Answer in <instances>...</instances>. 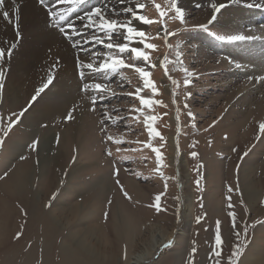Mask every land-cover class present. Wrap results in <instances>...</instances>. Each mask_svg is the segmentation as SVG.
<instances>
[{"label": "rangeland", "instance_id": "1", "mask_svg": "<svg viewBox=\"0 0 264 264\" xmlns=\"http://www.w3.org/2000/svg\"><path fill=\"white\" fill-rule=\"evenodd\" d=\"M137 2L138 0H131L130 6H134ZM139 2L146 3L142 11L147 18L159 21L142 24L140 29L150 37L148 42L158 46V50L151 53L152 62L159 65L164 57H168L167 75L160 66L152 70L151 79L155 82L159 95L153 96L152 90L143 86L139 74L131 69L120 70L118 75L99 74L102 80L100 82L108 85L103 102L92 105L91 97H94L95 93L87 94V99L90 100L88 108L81 110L82 113L79 114L72 131L63 115L52 123L51 127L56 131L54 143H51L53 146L50 145L48 151L52 158L49 160L48 172L50 175L57 172V177L61 181L51 195L47 193L42 196L43 200L36 201L40 218H32L28 205L23 204L25 201L19 198L14 199L10 193L8 196L1 185L3 181L8 180L17 166L29 162V165L34 168L33 189L37 188L41 173V154H48L47 151L44 153L40 151L41 135L45 134V130L50 125L47 124L48 122L41 123L39 125L41 132L33 135L34 127L28 126L25 121L26 113L30 109V100L21 96L19 104H16L13 98L5 94V88L0 93V117L5 118L0 124L3 129H7V118L16 120L21 111L27 109L10 131H0V139H3V144L0 146V264H59L63 260L59 256L61 253L59 245L63 237L67 233L69 237H72V232L79 233L87 230L90 224H96V222L101 224L97 218L101 210H98L96 218L86 220L87 222L79 217L65 218L64 223L67 222L65 224L69 226L66 229H60V226H57L54 234L56 242L49 243L51 247L48 245L50 248L47 250L46 240H50V232L44 227L45 220L47 216L49 217V210L53 208L54 200L68 184L77 186L63 195L64 199L83 205H94L95 200L86 196L88 193L84 196L81 192L82 186L86 183L88 186V183H91V188L89 185L86 190H92L93 180L103 176L109 178L120 198L128 205V209L132 213L138 212L137 219L141 224L142 236L136 241L132 251H140L150 242L152 228L147 227L149 222L160 224L166 233L174 235L171 246L164 247L162 254L160 253L151 264H189L191 259H194L195 264H216L215 258H210V253L215 243L217 221H220L223 240L221 264H228V258L233 254L237 244L243 246L242 255L238 257V264H244V260L249 259L256 253L255 251H259V244L264 248V130L259 127L264 123V99L258 96L256 101L260 105L251 107L252 116L247 119L244 118L245 116L242 117V110L247 108L243 106L241 99L244 97L243 87L252 86L251 78L237 75L239 71L235 69L237 68L235 61L231 62L227 53L220 49H211L207 43L197 39L196 33L204 32L197 26L206 24L211 18V0H203L201 4L197 3L192 7L188 3L179 1L180 6L185 9L184 24L172 19L174 12L169 11L171 0H154L161 5V11L167 14L163 18L159 16L152 0H139ZM253 23L243 24L242 29L231 30L219 25L217 21L211 28L217 34L228 35L242 32L247 35L248 30L264 27V20ZM162 24H166L167 30L175 32L176 35L151 39L160 32ZM190 31L196 32L192 35ZM161 36L163 37V33ZM207 37L212 45L217 48L223 47L221 42L209 35ZM118 42L122 41L118 40ZM259 43L262 42L259 41ZM95 50L101 53L108 51L100 45H96ZM127 63L138 62L129 59ZM230 64L233 65L234 72H230ZM234 73L237 75L236 78L233 76ZM173 79L177 84L171 83ZM186 80L190 81L187 87L184 83ZM234 80L237 82H232ZM137 88H143L141 95L144 97H151L162 102V104H154L151 109L144 108L139 113L138 120L131 119L137 114L129 111L132 108H141L139 100L129 95ZM188 93L191 94L190 98H186ZM92 107L96 110L91 111ZM117 110L119 117L125 119L117 118ZM189 111L194 119L188 116ZM105 112L112 115L111 122H105L107 133L101 131L102 114ZM151 115L157 116V120L147 121L146 118ZM146 123H153L163 139L150 137ZM171 134L175 135L174 145L170 141ZM108 135L127 143H112L108 141ZM65 136L67 137L64 138ZM34 139L39 141L36 150L29 148ZM80 141L86 149H91L85 154L86 156L91 153L96 156L99 153L98 158L96 157L97 164L81 172L78 177L68 183L69 171L81 158ZM67 142L70 143V148L65 153ZM149 144L152 147H148ZM118 148L121 151H117ZM152 148L160 149L162 159H157ZM109 151L112 153L111 156L107 154ZM193 152L197 153L195 158L191 155ZM68 153V157L65 156ZM244 153L247 155L245 156ZM21 157L26 158L21 159ZM53 157L57 158L53 160ZM182 158L185 161L180 166ZM62 162L65 163L61 165L65 167V176H62L60 166L53 168L54 164ZM88 162L84 157L78 163ZM197 180L200 181L199 185L196 183ZM251 181L254 182V189H258L259 192V197L253 202L254 204L248 200L245 191V187ZM121 186L129 193L131 199L122 194ZM229 187L233 189L232 192L228 191ZM157 195L161 197L159 208L155 206ZM228 196H231L232 208L228 207ZM186 198L191 200V218L188 222L184 221L182 216ZM114 200L116 201L117 198ZM29 203L32 205V201ZM110 204L108 202L103 211L102 226L110 242L115 244L118 240L113 233L116 225L109 212L113 206ZM230 212L236 214L235 229L232 226ZM197 217L200 218L199 222ZM79 219L83 221L78 222ZM110 219L111 222H109ZM107 224L108 227H106ZM177 228L186 230V233L181 234L182 236L177 234ZM18 232L23 234L16 239ZM237 232L241 233L239 237L236 236ZM95 234L101 235L99 232ZM78 237H85L83 249L86 251L82 254L84 259L88 257L87 264H107L108 256L111 258L112 253L109 243L104 247L101 240L96 237L91 240L86 238L87 235ZM257 238L259 242L256 241ZM73 244H77L75 240ZM193 247L196 248L194 257L190 256ZM130 250L131 246L125 251L130 254ZM125 251L122 256H119V252L118 255L115 254L117 255L115 264H129L130 255L127 259ZM85 253L93 255L88 256Z\"/></svg>", "mask_w": 264, "mask_h": 264}, {"label": "bare ground", "instance_id": "2", "mask_svg": "<svg viewBox=\"0 0 264 264\" xmlns=\"http://www.w3.org/2000/svg\"><path fill=\"white\" fill-rule=\"evenodd\" d=\"M130 1L131 0H125L124 3H120L118 0H90L87 8L103 6L105 8L123 9L130 6ZM179 1L182 3H188L190 7L203 2V0ZM260 2L264 3V0H260ZM45 3L51 5L53 10H58L60 14L66 12L69 6L56 4L55 0H45ZM16 7L20 9L18 29L16 26L15 12L11 6V0H5V9L9 10L11 19L5 20L3 17H0V47L9 50L12 53L10 57H6L2 62L5 70V94L13 98L16 104H19L21 96L30 100L31 106L26 113L25 121L28 126L34 127L33 135L41 132L39 126L41 123L48 122L47 124L50 126L45 130V134L41 135L40 142L41 153L46 151L48 153L51 143H54L53 140L56 131V129L51 127L52 123L56 121L59 116L63 115L65 117L70 110L75 109L73 112L74 118L72 120H67L69 122V129L72 131L73 128H75L79 114L82 113L81 110H83V108L86 109L88 103H90L89 98L87 99L86 96L89 93H81L80 91L82 84L84 82L102 81L99 74L92 73L86 68L80 69L79 66L80 60L86 61L90 58L89 53H96V45H88V52H82L77 47H74L71 40L66 39L57 27L54 26L55 21H50L49 9L42 6L38 0H17ZM85 10V8H81L79 12L73 13L69 16V19L72 20V24L79 29L81 34L86 33L88 36H91V30L84 28L86 21L83 20L82 17ZM260 20H264V10L232 5L222 10V14L218 16L217 21L219 22V25L234 30L239 28L242 29L243 24L249 22L253 23L255 21L260 22ZM133 23L138 29H141L143 26L142 23L137 21H134ZM66 30L70 31V29L67 28ZM17 31L19 32V35H17ZM195 32L196 31H190V34L193 35ZM248 32L247 36L255 35L260 39L238 44L222 43L223 47L219 48L210 43L207 37L208 35L205 32L196 33L197 39L203 43H207L209 48L214 50L220 49L222 52L227 53L231 62L235 61V65L239 63L242 66L240 68H235L239 71L237 75L240 74V76H249V78H251L250 85L252 86L250 88L243 87L244 97L241 98L243 106H247L246 110H242L241 116H245L244 118L246 119L252 116L251 107L253 105H260V103H257L256 101L257 97L259 96L264 99V90H262V88H264V80L259 79L261 76H264V27L248 30ZM73 39L79 43L81 41V36L74 35ZM259 41L262 43H259ZM229 66L230 72H234L233 65L230 64ZM78 69L85 72L84 81L79 78ZM49 75H52L53 83L49 85L39 97H37L35 102H32L33 95H35L38 88L44 85ZM91 75L93 76L91 77ZM237 75L234 73V78H236ZM232 82L236 83L237 80ZM166 88H168V86H166ZM52 133L54 134L52 135ZM66 137L67 136L64 138ZM170 141L172 145L175 144V135H170ZM51 146H53V144ZM79 146L81 149V158H79L80 160L78 162H81L84 157L89 162L83 164L76 162L77 164H72L74 166L71 171H69L68 183L78 177L81 172L89 170L97 164L96 157L98 158L99 153L96 154V156L92 153L91 155L86 156L85 154L88 151L90 152L91 149H86L82 144V141H80ZM69 148L70 143L67 142L65 144V153L69 151ZM68 155L69 153L65 154L67 157ZM41 157V173L37 188L33 189V183H35V181H33L34 168L29 165V162L21 163L17 166L8 177V180L3 181L1 185L8 196L10 193L14 199L19 198L21 201H25L23 204L28 205L31 216L34 219L40 218V210L37 207L36 201L40 202L42 196L47 193L51 195L61 181L60 178L57 177V172H54L55 174L52 175L48 172V167L50 165L49 160L52 159L50 158L49 153L47 155L41 154ZM55 158L57 157H53V160ZM66 160L68 161V159ZM183 161L185 160L182 158L179 163L180 166L183 165ZM64 164L62 162L53 165V168H55V166H60L62 176L64 175L65 167H61V165L63 166ZM90 184L91 183H88V186ZM248 184L252 186L249 187L248 185L245 187L246 197H248L251 204H254L253 202L259 197V192L258 189H254V182L251 181ZM84 185L86 186L84 187ZM84 185L82 186L83 191L81 192L84 193V196L88 193L86 196L92 197V200H95L94 205H83L79 202L67 201L63 198V195L68 194L72 187L75 188L77 186L76 184H68L62 189V191L60 189L61 193L59 192L60 194L57 196V199L54 200L53 208H50L48 213L49 217L47 216V219L45 220L46 225L44 229H48L50 232V240H46V249L48 250V248L51 247L49 243L56 242L54 234L57 230V226H60V229H66L69 226L65 224L67 222L64 223L65 218L72 219L74 217H79L85 221H89L96 218L95 215L100 209V215L97 218L101 221V224L96 222V224H90L87 230H82L79 233L72 232V237H69V233H67L59 245L61 248L59 256L63 259L59 264H87L88 257L84 259L82 254L86 251L83 249V240L85 237L78 236L87 235L86 238L88 240L96 237L98 240H101L104 247L109 243L112 253L111 258L108 256L107 264H115L118 252L120 253L119 256H122L129 246H131L130 254L125 251L127 259L130 255L129 264H151L154 259L159 257L165 245L168 244L169 241H172L174 237L172 233H166V230L164 231L163 227L158 223L149 222L147 224L148 226H146L152 228L150 242L147 243L142 250L132 251L134 245H136V241L142 236L140 231L141 224L137 219L138 212L133 211L132 213L128 209V205L120 198L108 177L103 176L93 180L92 190L89 189L87 191V183ZM26 186L27 188L25 189ZM89 188H91V185ZM48 197L47 199H49ZM112 197L114 199L117 198V200L115 201ZM110 200H112V202ZM186 200L182 216L183 220L188 222L191 218V200L189 198H186ZM30 201H32V205H30ZM108 202L111 203L110 205L113 204L112 208L109 209V212L116 225L113 233L115 234V239L118 240V243L115 244L110 242V239L103 231L104 227L102 226V214ZM253 207L256 208L255 205H253ZM82 219H79L78 222H82ZM109 222H111V219ZM103 224L105 223L103 222ZM106 227H108V224ZM177 227L180 226L177 225ZM111 228H113V226H111ZM177 231V234L179 235L186 233V230H179V228H177ZM95 232H99L101 235L96 236ZM74 240L77 243L75 245L73 244ZM256 241L259 242V238H257ZM259 245L258 249L260 250L255 251L256 253H254L249 259L244 260V264L247 261L249 264H264V248ZM174 253L172 254L174 255ZM86 255L92 256L93 254ZM46 260L48 262V259Z\"/></svg>", "mask_w": 264, "mask_h": 264}, {"label": "snow or ice", "instance_id": "3", "mask_svg": "<svg viewBox=\"0 0 264 264\" xmlns=\"http://www.w3.org/2000/svg\"><path fill=\"white\" fill-rule=\"evenodd\" d=\"M38 2L49 9V18L50 21H55L54 26L57 27V29L65 36L66 39L71 40L74 47H77L82 52H88V45H100L102 48L107 49V52H96V53H89V59L88 60H80L79 66L80 69L86 68L92 73L102 74L104 76H110V75H118L120 70L123 69H131L139 74V77L143 81V86L145 88H150L152 90V95L156 96L159 95L158 89L156 87L155 82L151 79L152 76V70L156 67L160 66L164 69L165 74H168V69L166 67V63L168 60V57H164L160 62L159 65L155 62H152L151 53L156 52L158 50V46L156 44H153L151 42H148L150 37L148 34L138 29L134 21H137L142 24H152V23H158L159 21H154L152 19H149L146 17V15L143 14V9L146 7V3L138 2L135 4V6H128L123 9H116V8H105L103 6H93L92 8H87V5L90 3V0H55L56 4L59 5H70L68 7V10L64 12L63 14H60L58 10H53L51 5H47L45 3V0H38ZM120 3H124L125 0H118ZM17 0H11V6L12 9L15 12V20L17 22L16 26L18 29V21L20 19L19 12L20 9L16 7ZM153 6L157 9L158 14L161 18L165 16V12L161 11V5L159 3H155L154 0H152ZM232 5H239V6H246L248 8H259L264 10V3H261L260 0H211V9H212V15L210 20L206 24L198 25L197 27L202 29L206 34L211 36L216 41H219L221 43L225 44H238L243 42H249L254 41L257 39H260L259 37L255 35L247 36L244 35L242 32H237L236 34H217V32L213 31L211 26L217 22L218 16L222 14V10L225 8H228ZM199 6V5H198ZM81 8H85V12L83 14L82 19L86 21L84 24L85 29H90L92 32L91 36H88L86 33L81 34L79 29L76 28L74 24H72L71 20L69 19V16H71L73 13L79 12ZM169 11H173L174 15L172 16L173 20H178L180 24L185 23V9H183L180 4L179 0H171V3L169 4ZM0 17H3L5 20H10V14L9 10L5 9V0H0ZM70 29V31L66 30ZM161 33H163V37L161 36ZM17 35H19V32L17 31ZM74 35H80L81 41L78 43L75 39H73ZM176 35L175 32H169L167 30V25L162 24L161 30L156 34L155 37H151V39H158V38H168L171 36ZM122 41V42H118ZM169 47H171V44L169 43ZM128 53V56H125L124 54ZM11 51L6 50L3 47H0V93H2L4 88V79H5V70L3 61L6 59V57L11 56ZM133 60L138 63H127V60ZM146 66V67H145ZM237 68L242 67L239 63L236 64ZM147 68V70H146ZM78 74L80 76V79L84 81L85 78V72L78 69ZM259 79L264 80V76H261ZM53 83V77L52 75H49L47 78V81L44 83V85L37 89L35 95L32 97V102H35L37 100V97L41 93L45 91ZM172 84H177V82L173 79L171 81ZM185 86L187 87L190 81H185ZM108 89V85L103 82H84L80 88L81 93H95L94 97H91V104L97 105L98 103H102L105 99L104 93ZM143 92V88H137L135 89V92L129 93L130 96H134L136 99L139 100L141 108L136 109L132 108L129 109L130 112H134L137 115L131 117V119H137L139 113L144 108L151 109L154 104H162L161 101H157L152 99L151 97H144L141 95ZM190 93L186 94V98H190ZM31 106V105H30ZM165 106L166 105H162ZM185 107H188L185 105ZM27 109L21 111V113L17 116L16 120H12L11 117L7 118V129H3L0 127V131H10L11 128L19 122L20 117L24 115V111ZM96 108L92 107L91 111H95ZM75 109L70 110L66 116V120H72L73 112ZM16 115V114H13ZM188 116L194 119L193 114L191 111L188 112ZM117 118L118 119H125L119 117V113L117 110ZM157 116L151 115L146 118L147 121L154 122L157 120ZM5 118L0 117V124L4 121ZM112 115L110 113H103L102 114V120H101V131L107 133V129L105 127V122H111ZM46 126V125H42ZM261 130H264V123L259 125ZM146 128L148 130V134L150 137H160V139H163L160 132L156 130V128L153 126V123H146ZM108 141L115 143V144H126V141L114 138L111 135L107 136ZM39 141L37 139H34L31 144L29 145V148L32 150H36L38 146ZM3 144V139H0V146ZM148 147H152L150 144ZM117 151H121L120 148L117 149ZM152 151L155 152L156 157L158 160L162 159V154L160 152L159 148H152ZM233 151H236V149H233ZM109 156L112 155V153L109 151L107 153ZM194 158L196 157L197 153L193 152L191 154ZM246 156L247 153H244ZM26 157H21V159H25ZM197 185H199L200 181H196ZM117 184H119V181L117 180ZM229 192H232L233 189L231 187L228 188ZM121 192L122 194L128 198L131 199L129 196V193L124 190L123 186H121ZM156 199V207L159 208V201L161 197L157 195L155 197ZM229 204L228 207L232 208L233 205L231 204V196L227 197ZM50 206V205H49ZM26 215V213H25ZM229 215L232 217L233 220V228L236 227V214L234 212H230ZM200 221V218L197 217V222ZM22 232H18L16 234V239H19L22 235ZM241 235L240 232L236 233V236L239 237ZM246 237V232H245ZM172 244L171 241H169L168 244L165 245V247H170ZM223 240L221 236V230H220V221L216 222V233H215V243L214 247L212 249V252L210 253V258L214 257L216 264H221L220 257L223 253ZM242 245L237 244L234 248L233 254L228 258V264H238V257L242 255ZM196 254V248L193 247L191 249L190 256L194 257ZM189 264H195L194 259L189 260Z\"/></svg>", "mask_w": 264, "mask_h": 264}]
</instances>
